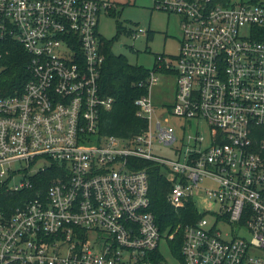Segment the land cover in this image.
I'll use <instances>...</instances> for the list:
<instances>
[{"label": "built area", "instance_id": "2783aa9c", "mask_svg": "<svg viewBox=\"0 0 264 264\" xmlns=\"http://www.w3.org/2000/svg\"><path fill=\"white\" fill-rule=\"evenodd\" d=\"M155 5L180 15V49L157 56L135 99L146 127L118 137L99 134L114 101L99 84V22L114 3L0 0V81L17 45L30 74L12 90L0 84V189L25 194L0 214V264H264V1ZM162 73H175L177 87L161 117L152 90ZM155 141L175 156L155 153ZM137 158L165 164L170 203L191 198L201 215L185 225L179 255Z\"/></svg>", "mask_w": 264, "mask_h": 264}, {"label": "trees", "instance_id": "16d2710c", "mask_svg": "<svg viewBox=\"0 0 264 264\" xmlns=\"http://www.w3.org/2000/svg\"><path fill=\"white\" fill-rule=\"evenodd\" d=\"M232 0H210L211 5H228ZM258 0H251L257 2ZM115 7L109 14L116 15ZM117 32L114 37L106 38L101 34V49L105 60L100 73L99 84L103 94L113 97L110 109L101 112L99 134L107 136L131 137L146 127L147 121L137 115L135 99L148 92L145 83L152 70H157V56L153 68L131 63L127 56L117 54L113 50L114 41L120 32L132 33L133 29L117 20ZM154 35V30L148 29V37ZM7 69L1 75L0 84L10 90L21 85L29 78L27 69L28 54L17 45L6 59ZM164 70V69H163ZM175 75V73H173ZM176 76V75H175ZM171 107L172 102L164 103ZM136 167L145 169L149 177V193L151 209L156 215L160 229L164 232H175L170 243L176 255L180 254V246L184 237V227L196 221L201 215L196 210L194 201L190 198L184 207L175 208L169 201L168 195L172 188V181L168 177L167 167L153 159L137 158ZM51 169L44 173L48 178ZM25 194L14 192L8 188L0 189V214L9 217L15 207L24 202Z\"/></svg>", "mask_w": 264, "mask_h": 264}, {"label": "rangeland", "instance_id": "374dc122", "mask_svg": "<svg viewBox=\"0 0 264 264\" xmlns=\"http://www.w3.org/2000/svg\"><path fill=\"white\" fill-rule=\"evenodd\" d=\"M118 12L116 15L102 13L99 22V31L106 37L112 38L117 32V20L122 21L124 25L133 29L132 33L120 32L114 41L113 50L117 54L127 56L131 63L144 65L147 68H153L156 56L162 55L169 57L179 52L181 39L183 36V27L181 17L177 13L169 12L155 5V0H111ZM233 2L248 0H232ZM264 1V0H262ZM147 30L142 33L139 29ZM148 29L154 30L153 37H148ZM138 35H134V32ZM177 79L174 74L162 73L158 83L154 86L152 94L155 105L159 107V116L162 117L164 103L172 102L175 98ZM170 125L174 126L176 133L180 134V119L168 117ZM189 128L185 134V139L190 140L189 136L194 133V125ZM205 125H201V131L204 132ZM175 144H178V141ZM154 152L164 157H174L172 145H164L155 141ZM210 181L206 180L202 185L206 186ZM201 208L204 205L200 206ZM209 218H212L209 215ZM161 250L169 255L168 243L161 241Z\"/></svg>", "mask_w": 264, "mask_h": 264}, {"label": "crops", "instance_id": "0c3cea01", "mask_svg": "<svg viewBox=\"0 0 264 264\" xmlns=\"http://www.w3.org/2000/svg\"><path fill=\"white\" fill-rule=\"evenodd\" d=\"M109 14V13H108Z\"/></svg>", "mask_w": 264, "mask_h": 264}, {"label": "flooded vegetation", "instance_id": "af4514ba", "mask_svg": "<svg viewBox=\"0 0 264 264\" xmlns=\"http://www.w3.org/2000/svg\"><path fill=\"white\" fill-rule=\"evenodd\" d=\"M182 40V39H181Z\"/></svg>", "mask_w": 264, "mask_h": 264}]
</instances>
